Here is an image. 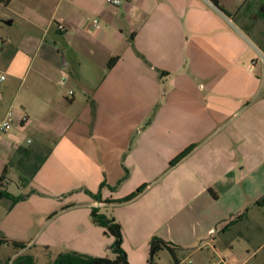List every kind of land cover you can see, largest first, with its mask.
Wrapping results in <instances>:
<instances>
[{
    "label": "crops",
    "instance_id": "1",
    "mask_svg": "<svg viewBox=\"0 0 264 264\" xmlns=\"http://www.w3.org/2000/svg\"><path fill=\"white\" fill-rule=\"evenodd\" d=\"M118 1L1 4L10 14L3 13L0 50L12 56L0 81V122L8 111L13 118L0 139L16 149L18 189L20 181L37 191L14 206L6 199L9 214L33 198L43 205L98 191L103 181V200L146 184L130 202L87 204L112 210L129 264H147L154 238L190 258L204 249L221 257L242 242L250 250L264 234V205L256 204L264 198L262 50L247 48L233 19L209 0ZM21 149L47 155L33 177V159ZM9 183L5 175L0 186ZM79 235L86 252L78 253L94 256L88 232ZM129 247L140 250L135 262Z\"/></svg>",
    "mask_w": 264,
    "mask_h": 264
},
{
    "label": "rangeland",
    "instance_id": "2",
    "mask_svg": "<svg viewBox=\"0 0 264 264\" xmlns=\"http://www.w3.org/2000/svg\"><path fill=\"white\" fill-rule=\"evenodd\" d=\"M57 1L53 0L54 4L50 2L48 6L49 4L55 5ZM223 2L227 8L232 10L233 14L240 10V13H242V11H245L247 3L251 2L249 10L245 14L239 15L238 21L234 20L233 22L235 23V27H238L244 33L247 48L250 47L257 51L255 48L257 46L264 50V18H260L257 15L262 2L260 0H223ZM2 3L3 1H0V37L3 35L2 32L7 29L3 22V20H6L3 19L5 18L3 17V13L6 15L10 14L8 10L3 8ZM11 54L8 50L5 53L0 50V75L5 76V64L10 61ZM60 58L63 59L62 53L60 54ZM81 101L80 99L75 106L80 110L84 105ZM0 138L6 139L2 132H0ZM1 139L0 177L3 175L4 167L7 166V173L3 176L6 175L10 181L8 190L11 193L19 195L27 193L30 190V186H23L20 181L18 183L19 189L16 186L19 180V170L17 169V163L10 157L15 153L16 149H8L10 145L8 140L2 141ZM92 191V193H97V189L93 188ZM37 198H33L34 200L28 203H21L13 214H9L8 212V200L4 199L0 202V226H2L1 224L6 226L4 229L6 235L4 236L1 232L0 234L9 241H17L24 244L30 243L24 250L15 249L11 244L1 245V264H7L8 259L13 261L19 255L32 257L35 264H49L61 252H83L82 248H84L85 244L79 233L85 230L88 232L92 242L90 246H96L95 251H89L90 254L103 258H114L115 254L110 248V242L113 239L108 235H103L102 229L92 223L90 208H97V205H87L94 204L95 200L84 193V191L45 198L46 200H44L43 205H39ZM67 206L72 207L65 209ZM33 207L35 208L33 209ZM99 211L105 216L110 217L112 210L103 207ZM13 221L21 225L20 229L14 228L11 225ZM150 244L151 242L148 248ZM244 245L242 242L241 247L237 245L233 251L225 247L222 248L223 255L221 257L214 255L212 249H204L202 254L197 253L191 258L188 257L189 253L187 252L183 254L184 251L178 250L176 253L179 260H182L180 264H264V234L260 236L254 246L250 247V250L244 249ZM148 248L145 254H148ZM127 254L130 262H135L139 257L140 250L135 249V247H129ZM152 264H173V261L169 253L162 248L155 253Z\"/></svg>",
    "mask_w": 264,
    "mask_h": 264
},
{
    "label": "trees",
    "instance_id": "3",
    "mask_svg": "<svg viewBox=\"0 0 264 264\" xmlns=\"http://www.w3.org/2000/svg\"><path fill=\"white\" fill-rule=\"evenodd\" d=\"M0 1H3V3H5L8 0H0ZM209 1L220 12H222L225 16L233 19V21L237 20L238 16L242 15V13L245 14L251 6V2H248L246 5V8H245V11H242V13H240V11H241L240 10V11L233 14V13L227 11L222 5H220L219 0H209ZM260 1L262 2L261 3L262 5H260V7H259L257 15L260 18H264V0H260ZM262 51H264V50H262ZM116 60H117L116 58L113 59V61L111 63H109L108 68H110ZM194 148H195V145H191L188 148H186L184 151H182L177 157H175L172 161H170L169 168H172L175 165H177L181 160H183L186 156H188ZM20 152L23 153L26 157H31L33 159V161L31 163H29V165H28L29 176L33 177L38 172L41 165L45 162L47 155L36 154V153L32 155L31 152L26 150V149H21ZM6 173H7V166L4 167L3 175ZM124 178H125V176L122 179L124 180ZM3 180H4V176H1L0 181H3ZM25 180H26V182L29 181V179H25ZM105 186H107V184H106V182L103 181L100 184V188L97 191V193H92L89 190H85V193L87 195H89L93 200H95L96 202H98L100 204H123V203H127V202L134 200L141 193H143L144 190L147 188V185L145 184V185L138 187L135 191H133L132 193H130L129 195H127L123 198L116 199V200H112V199L103 200L101 197V189L104 188ZM35 193H37V191L31 189L27 193L15 196L12 193H10L6 188H3L2 186H0V201L2 199H9L12 202V206H14L19 202L26 201L32 194H35ZM210 193L213 194L211 191H210ZM256 204L259 206L264 205V198L259 200ZM70 207H72V206H67L65 209L70 208ZM53 215H55V213H53ZM244 216L245 215H242L241 217L237 218V220L242 219ZM90 218H91V221L94 225H96V226H98L104 230L105 235H108V236L114 238V242L111 246V249L113 250L115 257L113 259L103 258V257H94L91 255L82 254V253L72 251V252H65V253L58 254L56 256V258L49 264H129L127 261L126 253L121 248V244H122L121 226L112 217H107L104 214L100 213L99 209L96 207L90 208ZM155 239L156 238H154L153 240H155ZM10 244L15 249H19V250L25 249V245L23 243H17V242L9 241L7 238H5L3 235L0 234V246L1 245H10ZM168 244L174 247L173 244H171V243H168ZM162 248L163 247L161 245L157 244L156 248H155V253L159 249H162ZM10 261H11V264H35L32 257L23 256V255H19L13 261L11 259H8V262H10ZM0 264H1V262H0Z\"/></svg>",
    "mask_w": 264,
    "mask_h": 264
},
{
    "label": "built area",
    "instance_id": "4",
    "mask_svg": "<svg viewBox=\"0 0 264 264\" xmlns=\"http://www.w3.org/2000/svg\"><path fill=\"white\" fill-rule=\"evenodd\" d=\"M107 3L109 5H118L120 2L118 0H107ZM94 23L96 24L97 21L94 20ZM258 57H259V61L262 63V65H264V51H259L258 50ZM4 76L0 75V81L4 80ZM13 118V113L12 111H8L5 118L0 122V131L2 132H8L11 129V121ZM26 118L23 116L21 118V121H24ZM7 264H11V261L8 262Z\"/></svg>",
    "mask_w": 264,
    "mask_h": 264
},
{
    "label": "water",
    "instance_id": "5",
    "mask_svg": "<svg viewBox=\"0 0 264 264\" xmlns=\"http://www.w3.org/2000/svg\"><path fill=\"white\" fill-rule=\"evenodd\" d=\"M157 244L161 245L163 249H165L169 253V255L172 258L173 264H180L179 258L176 253V249L173 246L169 245L168 243L160 239H155L151 242L150 247H149V258H148L147 264L153 263V259L155 255V248Z\"/></svg>",
    "mask_w": 264,
    "mask_h": 264
}]
</instances>
